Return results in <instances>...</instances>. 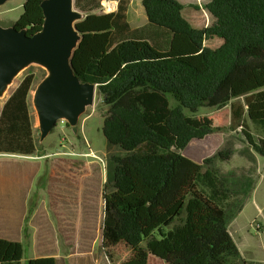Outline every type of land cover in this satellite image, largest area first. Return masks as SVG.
I'll return each mask as SVG.
<instances>
[{"label": "trees", "instance_id": "1", "mask_svg": "<svg viewBox=\"0 0 264 264\" xmlns=\"http://www.w3.org/2000/svg\"><path fill=\"white\" fill-rule=\"evenodd\" d=\"M130 1L120 0L117 12L96 14L101 0H75L84 18L76 24L82 39L72 64L81 80L98 85L107 107L102 247L127 244L131 255L122 264H150L152 257L167 264H264L246 260L230 231L258 183L257 155L264 157V103L249 95L264 85V0H210L205 8L215 22L203 28L184 16L187 5L179 0H143L148 22L134 27ZM42 2L26 0L9 26L29 35L41 30ZM215 37L223 44H205ZM35 83L27 73L5 101L0 153L38 152L30 104ZM141 89L173 100L164 120L170 136L148 122ZM230 103V129L247 144L240 154L251 165L221 169L235 155L229 142L201 163L184 156L192 141L214 131L193 125L187 112ZM23 257L21 242L0 238V264H22ZM28 264L58 263L43 256Z\"/></svg>", "mask_w": 264, "mask_h": 264}, {"label": "rangeland", "instance_id": "2", "mask_svg": "<svg viewBox=\"0 0 264 264\" xmlns=\"http://www.w3.org/2000/svg\"><path fill=\"white\" fill-rule=\"evenodd\" d=\"M25 1L9 0L0 6V25L9 26L18 20L24 11ZM179 1L187 5L183 13L190 17L197 11V6L205 9L209 0ZM199 13L204 11L201 9ZM219 41L222 39L216 37L209 41V46L217 47ZM27 73L36 77L30 104L39 149L34 156L0 153V172L13 176L11 184L14 190L11 188L10 194L17 204L15 212L0 214V238L23 244L22 264H28L32 258L51 256L61 251L68 252L67 243L74 244L76 241L82 242V245H76L80 251L79 257L84 259L79 264H91V260L94 261L99 254H102L107 264H122L131 255V248L127 244L122 243L103 252L99 243L104 220L103 192L108 182L110 153L102 130L107 107L101 98L96 97L95 103L80 116L77 131L66 119L60 120L52 132L42 140L34 94L41 78L48 73L43 66L33 63L18 74L5 95L0 97V112L11 92ZM247 85L249 84L243 83V87ZM261 88H264V85L248 94H254L255 100L263 104L264 89ZM140 98L145 105L148 122L158 131L170 136L159 109L167 104L173 105V100L159 91L143 89L140 90ZM207 110L208 108H202L201 112ZM187 113L189 118L193 119V114L189 111ZM227 142L234 146L235 155L230 162L221 163V169L227 171L249 167L251 163L240 154V150L247 145L241 136L233 131ZM257 156L259 161L256 177L258 182L260 181L258 189L259 194L264 196V157L259 154ZM28 197H33L32 201L38 204L34 205L33 212L28 211L25 216L23 207ZM63 202H66L67 207L60 213ZM252 206L249 205L241 220L253 219L258 213ZM32 213H35V216L31 220ZM248 229L251 231L249 249L260 250V255L264 256V234L258 233L253 224L248 226ZM95 249L96 256H92ZM57 263L64 264V261L59 259ZM151 264L166 263L152 257Z\"/></svg>", "mask_w": 264, "mask_h": 264}, {"label": "water", "instance_id": "3", "mask_svg": "<svg viewBox=\"0 0 264 264\" xmlns=\"http://www.w3.org/2000/svg\"><path fill=\"white\" fill-rule=\"evenodd\" d=\"M9 0H0V6ZM45 23L29 35L26 29L0 25V97L18 74L33 63L43 66L47 76L38 84L34 104L44 140L62 119L78 130L80 116L97 97L98 85L81 80L72 56L82 34L77 22L83 13L75 0H43Z\"/></svg>", "mask_w": 264, "mask_h": 264}, {"label": "crops", "instance_id": "4", "mask_svg": "<svg viewBox=\"0 0 264 264\" xmlns=\"http://www.w3.org/2000/svg\"><path fill=\"white\" fill-rule=\"evenodd\" d=\"M103 1L104 0H101L100 8L95 11L96 14L108 13L107 11H104L103 9L104 8ZM116 2H117L116 9L113 12L118 11L120 0H116ZM197 8H198L197 11L194 12L190 17L185 16L186 14L184 15L195 27L203 28L215 22V18L210 14V12L206 8L204 9V7H201L204 13H199L201 9L199 8V6H197ZM127 13H128V20L134 27L145 25L148 22V16H147L145 7L143 5V0H131ZM214 39H216V37L213 39L207 40L205 44L209 46V41L214 40ZM222 44H223V40L219 41V45L217 47H219ZM261 89H264V88H261ZM243 97L244 95L239 96L236 99H242ZM171 107H172V104L171 106L167 104L159 109L160 115L164 116V120L168 116ZM203 108H208V110L201 112V109H202L201 108L198 113L193 114V119H190L189 116L188 118L193 125L197 127L208 126V127L213 128L214 131L204 139L192 141L182 151V154L184 156L198 163H201L208 156H211L215 154L216 152H218L219 150H221L222 148H224L226 146L228 136L233 132L230 129L231 103L219 110L216 108H211V107H203ZM258 161H259V158H258ZM12 180H14L13 176H10V174H2L0 172V214L1 213L8 214V213H12L16 211L17 204L15 203L14 197H12L10 194V192L14 190L12 188L13 184H11ZM259 183L260 181L257 183L256 188L254 189L252 196L248 199L244 209L241 211V213L236 217V219L230 225V231L242 255L244 256L246 260H251L255 262H264V256L260 255V250L251 251L249 249L250 247L249 233L251 231L250 229H248V226L250 227L253 223L257 222L262 227V231L260 234H264V196L259 194V189H258ZM32 198L33 197H28L26 202H24L23 210H24L25 216L27 215L26 213L28 211L33 212L34 205L38 204L37 202L36 203L33 202ZM81 205H83V202H81ZM249 205H253L252 208L255 207L254 209L258 210V213L253 217V219L247 218V221L241 220V216L247 210ZM66 207H67L66 202H63V205L61 206L59 212L61 213V211L65 209ZM34 216H35V213L34 214L32 213L31 220L34 218ZM99 243H100V248L103 249L102 250L103 252L113 249V248L104 249L102 247V237L99 239ZM67 244L69 245L68 252L63 251L62 253L61 251V253H56L51 256H54L57 259V262L59 259H62V262L64 261V264L81 263L84 259L79 257L80 251L78 250L76 245L78 244L82 245V242L76 241L74 244H72V242L67 243ZM93 251L94 252H92L93 253L92 256L94 255L96 256V249ZM101 255L102 254L97 255L94 258V261L91 260V264H107L104 257H102ZM150 264H151V259H150Z\"/></svg>", "mask_w": 264, "mask_h": 264}, {"label": "built area", "instance_id": "5", "mask_svg": "<svg viewBox=\"0 0 264 264\" xmlns=\"http://www.w3.org/2000/svg\"><path fill=\"white\" fill-rule=\"evenodd\" d=\"M116 5L117 2L116 0H104L103 1V9L104 11H107L108 13H113V11L116 9ZM62 121H65L64 119H62ZM253 225L255 226V229L258 233H261L262 231V227L259 223L255 222L253 223Z\"/></svg>", "mask_w": 264, "mask_h": 264}]
</instances>
